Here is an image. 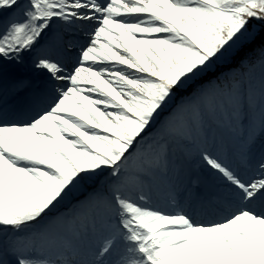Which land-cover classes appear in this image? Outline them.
I'll list each match as a JSON object with an SVG mask.
<instances>
[{
	"label": "snow or ice",
	"instance_id": "6c2138e0",
	"mask_svg": "<svg viewBox=\"0 0 264 264\" xmlns=\"http://www.w3.org/2000/svg\"><path fill=\"white\" fill-rule=\"evenodd\" d=\"M0 264H264V0H0Z\"/></svg>",
	"mask_w": 264,
	"mask_h": 264
}]
</instances>
